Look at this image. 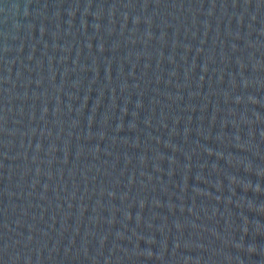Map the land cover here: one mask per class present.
Instances as JSON below:
<instances>
[{"label": "water", "instance_id": "water-1", "mask_svg": "<svg viewBox=\"0 0 264 264\" xmlns=\"http://www.w3.org/2000/svg\"><path fill=\"white\" fill-rule=\"evenodd\" d=\"M0 264H264V0H0Z\"/></svg>", "mask_w": 264, "mask_h": 264}]
</instances>
